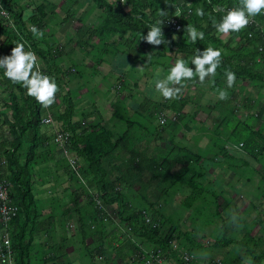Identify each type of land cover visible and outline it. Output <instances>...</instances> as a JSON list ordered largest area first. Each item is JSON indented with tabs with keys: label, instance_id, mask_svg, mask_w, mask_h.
Listing matches in <instances>:
<instances>
[{
	"label": "rangeland",
	"instance_id": "obj_1",
	"mask_svg": "<svg viewBox=\"0 0 264 264\" xmlns=\"http://www.w3.org/2000/svg\"><path fill=\"white\" fill-rule=\"evenodd\" d=\"M105 1L130 13L129 0ZM0 7V27L12 37L0 34V55L23 40L60 85L55 103L40 105L34 157L26 161L30 129L14 155L27 163L33 213L0 227V264H171L185 256V264H264V51H256L252 32L240 31L250 44L231 36L238 32L204 37L222 49L215 76L165 99L153 76L178 56L191 58L186 33L162 28L164 46L151 44L94 0H0ZM18 14L28 38L16 26ZM225 69L237 80L221 100L215 89L227 87ZM101 76L93 95H80ZM5 77L0 69V143L8 148L3 119L13 118ZM13 90L24 104L27 90ZM23 109L27 117V103ZM48 117L51 124L42 122ZM102 130L113 146L92 153L95 173L80 151L89 133ZM11 182L17 202L20 180ZM230 230L237 240L227 237Z\"/></svg>",
	"mask_w": 264,
	"mask_h": 264
},
{
	"label": "trees",
	"instance_id": "obj_2",
	"mask_svg": "<svg viewBox=\"0 0 264 264\" xmlns=\"http://www.w3.org/2000/svg\"><path fill=\"white\" fill-rule=\"evenodd\" d=\"M96 6L106 12L109 18L114 19L118 24L122 25L125 30L130 32H137L139 34H147L148 27L154 23L156 20L161 19L160 9L166 11L163 17V25L162 28L171 30L166 22L169 17L173 16L175 11L180 8L181 16H182V27L180 31L177 33H186V26L187 24H194L198 28H202L205 31V37H211L213 40L214 35H216V30L214 27V20L221 15L223 12L221 8L223 6H236L240 3V0H185L182 4H178V0H129L131 5L130 13L124 11H115L111 7L109 3L105 0H94ZM194 3V4H193ZM193 4V5H192ZM204 8L205 15L200 16L196 13L197 8ZM188 9L190 13H188ZM135 16H138L135 17ZM187 17L186 23H183V18ZM256 24H248L245 28L248 29V32H252L253 37L257 39V47L256 51L258 52L259 45H264V41L262 42L260 32L264 30V12L257 14L253 17ZM16 26L19 29L21 36L28 38L24 34V22L22 20V16L20 14L17 15ZM0 34L5 35L7 40L12 39L11 35L7 33L4 29L0 27ZM187 34V33H186ZM231 36L239 37L243 40H247L246 44L251 43V39L246 37L242 32L233 33ZM188 45L191 48L190 53L194 52L195 48L203 49L207 47L209 44L206 42L205 39L197 40L196 42L191 41L188 37ZM240 45L238 48L243 46ZM161 47L164 46V43L160 44ZM225 45H228L227 43ZM5 50V47L0 45V52ZM235 51V50H234ZM6 78V83L9 84L11 87L8 91L9 93V107L12 111V118L8 119V117H4L3 123L8 126V132L11 134V141L9 143V147L5 148L0 143V154L4 156L7 160V167L6 173L8 174L7 177L9 178L10 182L13 179L14 181L20 180L21 185V192L16 202L14 200V193H13V185H12V192H11V199L12 201L18 206V214L24 213L26 216V220L29 218L30 213V206L33 204V196L30 191L29 183H28V175L29 170L27 167V163L25 162L23 165L18 163V160L15 159L14 155L18 149L21 148V140L24 133L27 130L32 131V142L30 144L29 150L27 152V159L26 161L32 160L34 157V150L38 146L39 139L37 138L38 128H39V110L41 103L36 100L35 97L30 95H20L23 98L24 104H28V116L24 117V104L20 105L17 100V95L14 93V88L21 90L25 88L22 83H14L9 78ZM26 89V88H25ZM6 102V101H5ZM68 113V119L72 116V106L69 100L65 101ZM102 138H104L105 145L102 147L103 142H101ZM248 143L256 144L254 135H250L248 138ZM85 149L80 151V154L87 158L90 162L91 169L95 172H99V163L95 161L92 153L100 154L101 149L105 150L106 148H111L112 141H110L109 133L107 131L102 130L101 133L94 134L93 132L89 133L85 140ZM243 147V144L241 145ZM93 154V155H94ZM9 167L11 168V172L9 171ZM105 188V186H103ZM122 197H119L121 200ZM14 220V219H13ZM172 236V229L169 233L165 236V240L168 242ZM147 241H153L151 237L148 235L146 236Z\"/></svg>",
	"mask_w": 264,
	"mask_h": 264
},
{
	"label": "clouds",
	"instance_id": "obj_3",
	"mask_svg": "<svg viewBox=\"0 0 264 264\" xmlns=\"http://www.w3.org/2000/svg\"><path fill=\"white\" fill-rule=\"evenodd\" d=\"M159 11L161 19L152 23L148 27L147 34H141L140 37L154 45L166 42L162 29L166 11L162 9ZM262 12H264V0H240L238 5L224 9L223 15L214 20L216 33L227 36L231 32H240L254 16ZM196 13L204 16L205 9L197 8ZM31 14L32 11L29 9L25 12V18L30 17ZM31 30L33 33L43 34V30L36 24L31 25ZM185 32L193 42L203 40L205 37V31L194 24H187ZM221 64V48L211 44L203 49L196 47L190 59L181 55L171 62L167 69L163 66L157 67L153 76L154 87L165 99L179 98L189 82L204 83L212 79ZM192 65L195 67L193 68ZM0 69L12 82L22 83L28 95L35 97L43 106L47 107L55 103L60 88L56 77L41 69L36 51L27 47L23 40L14 43L10 54L0 55ZM225 76L227 87L215 89L216 96L221 100L228 98V88H231L237 80V73L232 69H225Z\"/></svg>",
	"mask_w": 264,
	"mask_h": 264
},
{
	"label": "built area",
	"instance_id": "obj_4",
	"mask_svg": "<svg viewBox=\"0 0 264 264\" xmlns=\"http://www.w3.org/2000/svg\"><path fill=\"white\" fill-rule=\"evenodd\" d=\"M228 7H231V6H223L221 8V11L223 12V10L227 9ZM178 9H179V12H177L176 10L174 15L169 17V19L166 22L167 26L174 33H177L178 31H180L182 27L181 10L180 8ZM188 13H190L189 9H188ZM249 24L250 25L256 24L254 18H252ZM260 36L263 42L264 41V30H261ZM258 49L260 52H263L264 45H259ZM42 122H44L45 124H51L52 119L51 117H48ZM65 135H66L65 131L58 133L57 140H62ZM7 164L8 163H7L6 158L0 154V227H5V228L9 226V224L16 217L19 211L18 206L11 199L12 185H11L9 178L7 177L8 174L6 173ZM5 243H8V239H5ZM1 257H2L3 262H8L10 259V254L8 253L6 254L5 252H2ZM180 260H181L180 263L173 262L171 264H185L189 260V257L185 256V257H182V259Z\"/></svg>",
	"mask_w": 264,
	"mask_h": 264
},
{
	"label": "crops",
	"instance_id": "obj_5",
	"mask_svg": "<svg viewBox=\"0 0 264 264\" xmlns=\"http://www.w3.org/2000/svg\"><path fill=\"white\" fill-rule=\"evenodd\" d=\"M104 76V75H103ZM105 79L104 78H102V76H101V79L100 80H94V78H93V80H91V85H89V89H87L86 87H85V90H84V92L83 93H80V95H93V93H94V90H95V88H94V86H96V84H101L102 83V81H104ZM103 85V84H102ZM95 91H97V89L95 90ZM213 228L215 229V227L213 226ZM219 228H221V227H219ZM223 229L221 228L220 230H219V232H221ZM226 234H227V237H231V238H233V240H237V239H235L234 237H233V233H232V231L230 230L229 232H226ZM147 242V241H146ZM145 242V244H144V246L146 247V245H148L149 246V242H147L146 243ZM119 246H121V244H119ZM258 264H262L261 262H260V260H259V262H258Z\"/></svg>",
	"mask_w": 264,
	"mask_h": 264
}]
</instances>
